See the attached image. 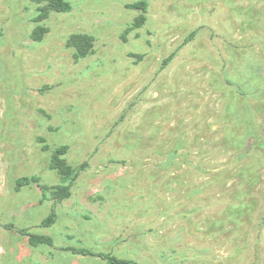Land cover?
<instances>
[{"label": "rangeland", "instance_id": "1", "mask_svg": "<svg viewBox=\"0 0 264 264\" xmlns=\"http://www.w3.org/2000/svg\"><path fill=\"white\" fill-rule=\"evenodd\" d=\"M134 1L68 0L36 41L39 4L0 0V264H107L65 245L138 264H264V0H144L140 25ZM72 33L92 35L87 55ZM60 144L86 166L43 227ZM24 175L39 184L17 187Z\"/></svg>", "mask_w": 264, "mask_h": 264}, {"label": "trees", "instance_id": "2", "mask_svg": "<svg viewBox=\"0 0 264 264\" xmlns=\"http://www.w3.org/2000/svg\"><path fill=\"white\" fill-rule=\"evenodd\" d=\"M39 4L38 13L34 17L35 26L31 31L32 39L39 41L43 38L46 27L42 22L49 16L51 12H66L70 9V3L68 0H32ZM131 8L137 9L141 12L136 25L142 24L144 20L143 13L146 11L147 3L144 0L134 1L129 4ZM67 45L74 49L75 54L78 57L87 55L93 46V37L86 33H72L67 38ZM172 57V54L164 59L167 62ZM42 142L45 149H49L48 144L45 142L44 137H38ZM68 150V145L60 144L50 149L49 166L58 175L60 182L51 190L50 208L47 214L40 220V225L43 227H49L57 219V203L69 197L72 185L79 175L80 171L86 166V163H81L79 166L74 167L68 163L65 154ZM38 183L36 176H20L16 179L15 183L17 187H22L29 183ZM42 190V196H46V186L39 185ZM5 228L13 229L16 232L27 236L29 244L33 246L37 245H54V238L47 233L29 231L25 227H17L13 223L3 224ZM64 251H67L73 255L81 257H99L106 261L107 264H138L132 259L117 256L108 251L95 250L86 245H65L61 247Z\"/></svg>", "mask_w": 264, "mask_h": 264}]
</instances>
